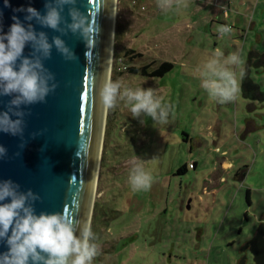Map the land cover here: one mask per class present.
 I'll return each mask as SVG.
<instances>
[{"label":"rangeland","instance_id":"rangeland-1","mask_svg":"<svg viewBox=\"0 0 264 264\" xmlns=\"http://www.w3.org/2000/svg\"><path fill=\"white\" fill-rule=\"evenodd\" d=\"M176 2L167 9L159 7V0L116 2L110 82L119 81L121 92L152 88L171 105V112L161 124L146 115L134 117L126 98L118 97L115 107H106L89 219L99 244L92 264H238L249 241L244 236L255 224L247 189L235 179V171L240 162L252 167L250 144L256 139L264 147V132H253L256 115L241 88L234 100L219 103L201 87L197 69L217 49L224 57L236 53L240 59L243 43L249 58V40L255 41L260 28L254 31L249 19L242 18L231 34L221 37L217 26L224 21L234 26L235 14L225 20L210 15L205 0H182L187 7L180 8ZM163 62L174 68L162 78L127 70L149 66L153 71ZM244 63L233 65V70L240 69L242 75ZM252 69L262 81L260 67ZM263 119L257 118L260 124ZM223 161L237 168L223 171ZM135 164L153 176L148 191L132 190L129 177ZM184 166L185 173L178 174ZM255 167L264 171V161ZM248 176V183L255 178L253 173ZM252 232L250 241L258 237L257 230ZM252 245L264 256V236ZM252 249L244 252L247 264H257Z\"/></svg>","mask_w":264,"mask_h":264},{"label":"clouds","instance_id":"clouds-1","mask_svg":"<svg viewBox=\"0 0 264 264\" xmlns=\"http://www.w3.org/2000/svg\"><path fill=\"white\" fill-rule=\"evenodd\" d=\"M77 2L47 0L44 15L33 7L15 9L16 12L26 13L24 21L27 26L14 15L7 33L0 28V97H12L6 110L0 111V132L22 137L25 116L30 115L22 106L46 102V97L58 87L55 75L43 63L51 58L53 44L49 43L45 32L37 33L33 20L62 35L69 32L79 34L88 49L95 47L98 34L96 20L89 13L86 15L80 11ZM4 3L6 7L11 6L9 0H4ZM172 5L173 0H159L161 9L171 8ZM176 7H187V4L177 0ZM66 8L70 23L62 16ZM61 23L64 27H60ZM216 31L224 37L233 29L229 25H221ZM53 43L66 61L77 60L60 37H53ZM29 44L32 46L30 58L24 56L25 47ZM239 63L238 54L224 57L223 52L217 49L202 68L197 69L202 76L201 87L219 103L234 100L240 87L232 66ZM118 97L126 98L131 113L137 118L146 115L155 123L163 124L171 112V105L163 102L152 88H125L121 92L119 81L106 82L101 86L100 100L106 107H115ZM6 156L7 149L0 145V159ZM129 182L134 192L148 191L153 176L141 164H135ZM19 189L20 185L10 179L0 181V241H6L9 249L0 254V264H92L98 255L99 244L90 227L66 212L36 214L34 203L40 199L39 195L31 190L21 192ZM6 200L10 202L2 203Z\"/></svg>","mask_w":264,"mask_h":264},{"label":"water","instance_id":"water-1","mask_svg":"<svg viewBox=\"0 0 264 264\" xmlns=\"http://www.w3.org/2000/svg\"><path fill=\"white\" fill-rule=\"evenodd\" d=\"M46 2L9 0L11 6L6 7L4 0H0V28L7 33L14 15L27 26L24 21L26 13L14 10L33 7L44 15ZM77 7L96 20L98 34L92 49L86 47L79 34L69 32L62 35L32 21L37 33L45 32L49 43L53 44L51 58L43 63L55 75L58 87L46 97V102L22 106L30 113L25 116L22 137L0 132V145L7 149V156L0 159V181L10 179L20 185L21 192L31 190L38 194L40 199L34 203L36 214L66 212L76 221L87 224L100 163L101 131L106 118L100 88L107 82L109 61L112 63L115 2L78 0ZM62 16L71 22L67 8ZM60 27L64 24L61 23ZM57 36L64 40L77 60L64 59L53 43V37ZM31 52L29 44L24 56L30 58ZM11 99L10 96L0 97V111L6 110ZM8 202L10 200L2 203ZM76 235L79 236V231ZM8 250L6 241H0V254Z\"/></svg>","mask_w":264,"mask_h":264},{"label":"crops","instance_id":"crops-1","mask_svg":"<svg viewBox=\"0 0 264 264\" xmlns=\"http://www.w3.org/2000/svg\"><path fill=\"white\" fill-rule=\"evenodd\" d=\"M203 6L209 10L210 15L211 13L216 14L215 17H217L219 14V16H222L224 17V19L225 18L227 19L230 17V15H232V13L235 14L236 15L235 22L233 21L234 26H232L231 24H228L226 21L223 22V25H229L232 27V29L236 28V26L241 24L242 18L243 19L248 18L250 21L249 22L250 28H252L254 31H256L258 27L260 28L258 32L256 31L257 35L254 36L255 41L252 42V40H249L251 41V45H250L251 48H249L250 49L249 51L255 52L256 54L258 53V55L259 54L264 55V49H261V47L264 48V0H205ZM227 6L229 8V11L228 9H226ZM250 14H252V18H250ZM237 30L239 29L237 28ZM238 37H242L241 34H239V32H238ZM236 38L237 37H233V42H236L237 40ZM245 39H248V37L246 36ZM244 48H245V44L243 43L241 51H240V63L242 61H245L246 64L244 63L245 66L244 65L242 66L241 68L242 72H244L243 70L246 68V65L248 62V57H246L247 55H245L246 53H244L245 52ZM249 53L247 54L249 55ZM257 73L262 74V81H259L258 78L254 76L253 69L251 68L250 74H251V78L253 79V82L257 84L260 87V90L264 93V66L260 67V70H258ZM237 79H238L239 87L242 88V75H240V69H237ZM241 94L243 97L242 89H241ZM243 99L246 101L252 102L251 105L254 108V113L256 115L254 121L256 122L255 123L256 127L253 130V132H255V135L259 133V131H257L258 129L261 130L260 131L261 133L264 132V124H260L259 121L257 120L258 117L263 119L264 100L263 101H257V100L253 101V100H248L244 97ZM253 140L255 141V144H252V143L250 144V145H253V148L249 146L250 153L253 151L252 167L249 168L247 164H244L246 162H240L237 164L238 169L235 171L236 176H237L235 179L243 183V185L247 189V195H246L247 201L249 203L250 208L253 209L252 210L253 216H254L253 220L255 222L254 224L252 222L253 220L250 219L251 217L247 215V219H249V221L251 220L250 224L251 225L254 224V226H253V229H251L250 234L244 236L245 242H247L248 240L249 241L251 240L253 236L252 231L258 230V228L261 225L264 226V171L258 172V168L256 167L254 168V166L261 165L264 161V159H262V161H259V157L264 158V147H261L262 142H258L256 141V139H253ZM233 167L234 166L231 161H223L222 163L223 171L228 170ZM236 168L234 167V170ZM253 168L254 170L256 169L257 172H254V170L253 172H251L253 173V175H255V178L254 180H251L248 183L247 177H249L248 175L251 174L249 173V171H252ZM258 175L260 176L259 181H258V178H259ZM243 247H242V252L240 253V257L238 258V264L248 263V259L246 257V253L244 254L245 251L243 250ZM254 260H255V256H254Z\"/></svg>","mask_w":264,"mask_h":264},{"label":"trees","instance_id":"trees-1","mask_svg":"<svg viewBox=\"0 0 264 264\" xmlns=\"http://www.w3.org/2000/svg\"><path fill=\"white\" fill-rule=\"evenodd\" d=\"M118 36V35H117ZM133 52V51H130ZM129 52V53H130ZM262 67L264 66V55H258L255 52H251L248 58V62L246 65V68L244 69V72L242 73V93L243 97L248 100H257V101H263L264 100V93L260 90V87L253 82V79L251 78V68L253 67ZM174 68V65L170 62H163L159 67L154 69L153 71H149V66H146L144 68H136L131 67L127 70L134 75H142L144 77L149 78H162L164 77L168 72L172 71ZM187 170L186 166L179 169L178 174L185 173ZM258 237H256L253 241H249L243 248V250H248L249 248H253V243L256 241L260 236H264V226L261 225L258 228ZM254 250V248L252 249ZM255 260L257 264H264V256H261L257 250H254Z\"/></svg>","mask_w":264,"mask_h":264},{"label":"bare ground","instance_id":"bare-ground-1","mask_svg":"<svg viewBox=\"0 0 264 264\" xmlns=\"http://www.w3.org/2000/svg\"><path fill=\"white\" fill-rule=\"evenodd\" d=\"M114 2H115V7H114V10H115V13L113 12V22H112V26H113V24H115L114 22V20H115V18H114V16L116 15V2H117V0H114ZM111 60L109 61V71H108V74H107V82H110V74H111ZM105 111H106V106H105ZM104 122H105V117H104V121H103V124H104ZM103 128V127H102ZM102 134H103V129H102V131H101V140H100V143H99V145H100V150H101V143H102ZM98 171V170H97ZM97 178V177H96ZM95 183H96V179H95ZM96 185V184H95ZM95 185H94V189H93V195H92V201H91V208H90V211H91V209H92V203H93V200H94V195H95ZM90 215H91V213L89 214V219H90ZM87 226H89V220H88V223H87Z\"/></svg>","mask_w":264,"mask_h":264}]
</instances>
